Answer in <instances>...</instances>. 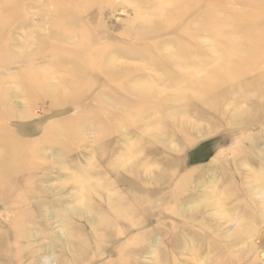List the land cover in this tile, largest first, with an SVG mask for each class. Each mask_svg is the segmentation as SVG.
Listing matches in <instances>:
<instances>
[{
	"label": "rangeland",
	"instance_id": "obj_1",
	"mask_svg": "<svg viewBox=\"0 0 264 264\" xmlns=\"http://www.w3.org/2000/svg\"><path fill=\"white\" fill-rule=\"evenodd\" d=\"M1 1L0 18H13L0 20L1 115L9 117L0 135L10 133L24 150L0 152L13 156L14 169L0 183V264H205L218 256L208 248L213 241L234 245L228 250L243 264H264V86L246 89L224 59L229 38L260 27L245 21L256 1L214 7L206 0L204 18L162 29L154 27L158 16L142 19V0L79 1L88 9L66 16L55 2L32 8L15 0L4 12ZM201 23L207 28L195 39L204 52L193 54L194 65L209 76L221 64L240 91L221 83L218 103L182 82L157 81L146 98L120 91L124 66L147 77L148 58L169 64L172 52L194 46L186 27ZM69 31L75 42H96L102 66L43 45H60ZM234 48L241 59L259 50L248 42ZM68 68L85 69L82 89ZM26 72L40 74L45 93L23 84Z\"/></svg>",
	"mask_w": 264,
	"mask_h": 264
},
{
	"label": "bare ground",
	"instance_id": "obj_2",
	"mask_svg": "<svg viewBox=\"0 0 264 264\" xmlns=\"http://www.w3.org/2000/svg\"><path fill=\"white\" fill-rule=\"evenodd\" d=\"M55 2V5L58 3V13L60 15H65L71 13L72 11L76 9L80 10H87L88 6L85 7V5L82 6H77V3L81 1L82 3H85L86 1L84 0H29L25 5L28 7L35 8L44 2ZM144 3L141 4V10L142 13H145V15L142 17L144 21H147L149 24L150 21H152L151 17L148 14H152L153 16H158L159 20L156 21V24L154 27L156 29H162L164 28H173V27H178L181 25L186 26L187 23L191 24L192 22L197 21V18L201 19L202 17L204 18L206 16V10H202V7H205V2L206 0H142ZM164 1L168 2L169 7H165ZM207 1H212V0H207ZM256 1L253 3H250V6L253 8L251 11L250 17H248L245 21L248 22H254L257 25H260L259 28L256 30H249L243 33V35L240 38H235L233 40L232 38H229V41L227 42L229 48L231 51H228L227 55L224 59L227 63H225L227 66H225V71H229L231 73L240 74L242 79H245L247 84L244 85V87L248 90H254L257 88H262L264 85V68H261L262 64H264V0H213L212 6L217 7V6H222L223 5L227 6V3H242V4H247L249 2ZM1 4H3L4 12H7L8 6H18L17 2L15 0H2ZM211 4V3H210ZM43 13H46V10L43 11ZM141 13V14H142ZM211 14V10L209 11ZM3 17L0 20L6 21L9 19V17H12L11 15L8 16V14L4 13L2 14ZM47 15V13H46ZM48 15L56 17L55 14H52L48 12ZM1 17V14H0ZM13 18V17H12ZM72 18V17H69ZM32 20V19H31ZM218 21V18H217ZM219 26L222 24V20L219 22ZM217 23V24H218ZM217 24L215 23L214 25L211 26V31L215 32L217 30ZM207 26L205 24H200L197 28L192 27L189 25L186 27V38L190 39L193 41L194 46L191 48L187 47H181L178 49V52L175 54L172 52V55L170 56L169 52L173 50L170 49V46H168L166 54L170 56L171 62L168 64H157L155 61V56H152L148 58L151 61V66L148 67L149 74L147 77H140V69L137 67H132V66H124L123 67V73L125 75V78H122V84L121 80L119 81V89L120 91H124L125 93H130L129 89H133L132 94L135 95L137 98L139 97H148L149 92H156L157 90H154L158 87L157 81L160 82H177V83H186L190 85H194L195 87L198 86V88L203 92L207 93V96L209 98L214 99V102L218 103L219 98L222 94L223 91H221L224 86H220L221 83H228V86L233 87V84H230L226 77L223 75L221 64L214 68L212 72L207 76V73H204V69L202 68V64L194 65L199 62H197V58L193 56L194 53L197 52H204V48L196 43V35L200 33V30L206 29ZM89 27L88 26H81L79 29L78 37H83L84 34H87ZM218 31V30H217ZM69 33L66 34L65 39L64 38L60 41V45H57L55 47H52L49 45V43L44 41L43 45L48 47V51L54 52V54H72V55H77V56H86L88 57V64L89 66H102L103 60H104V54H102L103 50L101 52H98V50H95L94 45L96 42H90L86 38H82L79 41L75 42V38L73 35ZM3 33V32H1ZM81 34V35H80ZM152 34V33H151ZM8 39H12V37L9 36ZM6 39V40H8ZM74 40V41H73ZM97 41V40H96ZM248 42L251 45L258 46V51L255 53L252 51L248 54V57L245 59L239 58V54L237 53L239 50L238 48H234L235 45H239V43H245ZM67 43V44H66ZM71 43L70 45H68ZM74 45V46H73ZM78 48H76V46ZM103 55V56H102ZM39 56V54H31L28 59H25V61H28L30 64L34 61ZM70 56V55H69ZM99 58V61H96V58ZM231 59H235V61H230ZM18 61V60H17ZM96 61V62H95ZM229 64V65H228ZM168 66H175L172 69H168ZM85 69H77V68H68V72L70 73L69 79L70 83L73 85L81 86L80 88L82 89V81L85 79L84 72ZM108 71V70H106ZM73 72V73H72ZM115 72H118V70H115ZM252 72L257 73L256 81L249 82L247 79H249L250 76H252ZM103 74V73H102ZM206 75V76H203ZM259 79V80H258ZM258 80V81H257ZM23 84L29 88V90H38L39 93H45L46 90V85L43 83V79L41 78L40 74L37 72L34 73H29L26 72L23 75ZM12 87V86H11ZM237 86H234V88ZM242 86H238L237 89L238 91L241 90ZM82 92V91H81ZM79 92V94H81ZM18 95V93H17ZM16 95V96H17ZM132 96V95H131ZM5 96L0 97V120H3L4 122L6 119H9L7 117L6 113L1 115V107L2 104L5 103ZM224 98V97H223ZM213 105V104H212ZM225 110V108H223ZM234 114V112H231ZM6 118V119H4ZM3 124H6L3 123ZM0 123V128L4 127ZM14 136V135H13ZM0 140L3 142L5 146H3L0 149V152L3 151L7 153L8 151H13L14 155L17 154V152H20L22 149V145L19 142L14 141L11 139V135L5 134V135H0ZM8 140V141H7ZM7 151V152H6ZM26 151V150H25ZM19 159H22L23 155L20 156H15ZM5 156H2L0 153V183L3 182L4 179L8 181L9 179L12 178V172L14 171L13 166L11 164V159H5ZM135 171V170H134ZM136 176H141L137 172L134 173ZM7 176V177H6ZM208 229H205L202 235L203 240L206 238V231ZM219 235L216 234L212 236V240L217 241ZM220 238V237H219ZM219 246V247H218ZM7 246H1V252H5ZM209 250H218V256H215L214 259H216L217 264H243L242 257L240 254L236 253H231L229 252V248L234 249V245H229V244H219V243H214L210 242L208 244ZM10 251L11 250H7ZM221 252V253H220ZM240 253V252H239ZM216 254V252L214 253ZM221 254V255H219ZM199 256V255H198ZM224 256H227V258L223 261L222 258ZM206 258V257H205ZM214 259L212 257H207L205 264H213ZM218 260H221L220 262ZM242 260V261H241Z\"/></svg>",
	"mask_w": 264,
	"mask_h": 264
}]
</instances>
